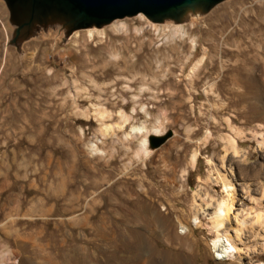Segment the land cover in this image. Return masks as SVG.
<instances>
[{"label": "rangeland", "instance_id": "374dc122", "mask_svg": "<svg viewBox=\"0 0 264 264\" xmlns=\"http://www.w3.org/2000/svg\"><path fill=\"white\" fill-rule=\"evenodd\" d=\"M208 11L37 24L11 42L0 0V238L36 240L40 256L0 264H56L46 250L58 264H264V0ZM170 20L184 37L171 40ZM224 177L236 250L218 259Z\"/></svg>", "mask_w": 264, "mask_h": 264}, {"label": "water", "instance_id": "95a60500", "mask_svg": "<svg viewBox=\"0 0 264 264\" xmlns=\"http://www.w3.org/2000/svg\"><path fill=\"white\" fill-rule=\"evenodd\" d=\"M9 21L16 25L11 42L37 28L61 20L69 29L100 26L123 17L143 14L152 21L181 19L189 7L207 12L223 0H3ZM54 25V24H53ZM165 137L150 138L151 147H158Z\"/></svg>", "mask_w": 264, "mask_h": 264}, {"label": "bare ground", "instance_id": "6f19581e", "mask_svg": "<svg viewBox=\"0 0 264 264\" xmlns=\"http://www.w3.org/2000/svg\"><path fill=\"white\" fill-rule=\"evenodd\" d=\"M185 14L183 17H185V20H191V19H195V18H199L201 15H205L207 13H205L204 11H202L201 8L198 7H189L187 8L185 11ZM209 12V11H208ZM140 17H142V15L139 13L138 14ZM59 21H53L50 24H57L59 27L61 25V20L57 19ZM165 20V19H164ZM114 21V20H113ZM170 23V26L172 27L171 30V40H175V38H182L183 36V32L181 30V26L177 25L176 22H172L171 20L168 21ZM172 23V24H171ZM154 29H156V25L154 23L151 24ZM117 31H123L125 30V26L123 24H115L114 25ZM94 27V26H93ZM95 29V28H93ZM92 29V30H93ZM90 30V29H89ZM89 34H92L91 31H89ZM193 41L191 40V46L193 47ZM196 66V65H195ZM195 68V67H194ZM193 71V70H192ZM100 116L104 118V112H100ZM112 126L109 125H105L103 128L104 132H109V130L111 129ZM108 134V133H107ZM225 141L228 145L229 148H231L232 150H236L235 148V143L234 140L231 137H226ZM143 145H146V142H143ZM231 183V182H230ZM226 178L224 177V192H225V196L224 198L219 201L217 203V205L214 208V211L210 214V221L212 224V227L217 231V235L216 238L213 240V246L215 247L216 251H217V258L218 259H224V258H228L230 256H232V251L236 250V245L234 243L233 237L230 234V232L228 231V229L225 226V222L227 220V217L229 218V213L232 212V210L234 209V186L232 184H230ZM198 205H200V203H197ZM202 208V207H201ZM243 210V209H242ZM262 213V212H261ZM264 214V213H263ZM262 215V214H261ZM237 216V215H236ZM260 218V215L258 216ZM247 218V217H246ZM258 218V219H259ZM261 221L264 219L263 215L261 216ZM196 221V220H195ZM264 222V220L262 221V223ZM245 223V220L242 219L241 224L243 225ZM242 227V226H241ZM224 228V229H223ZM240 228V227H239ZM221 230H224L222 233H220ZM238 230H236L235 233V237H237L238 235ZM163 232V231H162ZM167 236V235H166ZM140 248V247H139ZM186 248V247H185ZM134 249V248H133ZM137 249V248H136ZM136 249L134 252H136ZM141 249V248H140ZM138 249V250H140ZM142 250V249H141ZM186 250V249H185ZM190 250V248H189ZM149 252V251H148ZM142 253V252H141ZM145 253V250H144ZM184 253H188L189 256H192L194 253L192 252V250L186 252L184 251ZM141 255V254H139ZM146 255V254H145ZM148 255V254H147ZM136 256V255H135ZM142 257V256H141ZM147 257V256H146ZM161 257V256H160ZM233 257V256H232ZM149 258V255H148ZM147 259V258H146ZM159 257H155L152 261L151 264H168L164 262V257L162 256L160 258V260L163 261H158ZM147 261V260H146ZM135 262H138L137 260H135ZM144 262V261H143ZM143 262L141 264H143ZM148 264V263H147ZM181 264H190L189 262L187 263H181Z\"/></svg>", "mask_w": 264, "mask_h": 264}, {"label": "crops", "instance_id": "0c3cea01", "mask_svg": "<svg viewBox=\"0 0 264 264\" xmlns=\"http://www.w3.org/2000/svg\"><path fill=\"white\" fill-rule=\"evenodd\" d=\"M4 188H5L4 183L3 182L0 183V190ZM24 249H27L26 251L28 252H24L23 251ZM37 252L38 251H37L36 240L33 241V244L29 243L28 246L27 244L22 245L19 239L13 240L12 243L6 245L2 243V240L0 238V262L4 263L5 261H9L11 258L18 257L21 259L22 262L31 261L32 263H37V261L40 260V256H38ZM45 252L49 253V259L52 262L58 264V262L60 261L59 253L55 251L51 252L48 250H46ZM67 258L73 262L76 263L78 262V258L76 256L69 255ZM84 260H85V256L84 254H82L80 261L85 263Z\"/></svg>", "mask_w": 264, "mask_h": 264}]
</instances>
